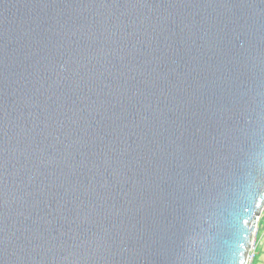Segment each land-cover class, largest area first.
Wrapping results in <instances>:
<instances>
[{
	"label": "water",
	"instance_id": "1",
	"mask_svg": "<svg viewBox=\"0 0 264 264\" xmlns=\"http://www.w3.org/2000/svg\"><path fill=\"white\" fill-rule=\"evenodd\" d=\"M264 206V0H0V264H246Z\"/></svg>",
	"mask_w": 264,
	"mask_h": 264
},
{
	"label": "rangeland",
	"instance_id": "2",
	"mask_svg": "<svg viewBox=\"0 0 264 264\" xmlns=\"http://www.w3.org/2000/svg\"><path fill=\"white\" fill-rule=\"evenodd\" d=\"M257 217H259L258 231L256 233L257 247L254 258L249 260L248 264H261V259L264 257V206Z\"/></svg>",
	"mask_w": 264,
	"mask_h": 264
},
{
	"label": "built area",
	"instance_id": "3",
	"mask_svg": "<svg viewBox=\"0 0 264 264\" xmlns=\"http://www.w3.org/2000/svg\"><path fill=\"white\" fill-rule=\"evenodd\" d=\"M258 221H259V217H257L256 219V225H255V228H254V231L252 232V238H251V242H250V245H249V250H248V256H247V261H246V264H248L249 260L253 259L254 258V255H255V250H256V233L258 231Z\"/></svg>",
	"mask_w": 264,
	"mask_h": 264
},
{
	"label": "clouds",
	"instance_id": "4",
	"mask_svg": "<svg viewBox=\"0 0 264 264\" xmlns=\"http://www.w3.org/2000/svg\"><path fill=\"white\" fill-rule=\"evenodd\" d=\"M261 264H264V257H262L261 259Z\"/></svg>",
	"mask_w": 264,
	"mask_h": 264
}]
</instances>
